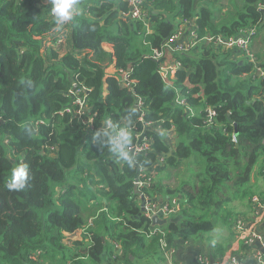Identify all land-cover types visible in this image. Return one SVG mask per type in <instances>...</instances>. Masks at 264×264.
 Here are the masks:
<instances>
[{"label": "trees", "instance_id": "16d2710c", "mask_svg": "<svg viewBox=\"0 0 264 264\" xmlns=\"http://www.w3.org/2000/svg\"><path fill=\"white\" fill-rule=\"evenodd\" d=\"M203 2L143 0L132 19L128 0H80L57 31L51 0H0V264H155L236 225L264 172V0L219 25L228 7ZM187 20L195 46L167 53ZM252 29L254 60L216 42ZM20 165L28 180L10 190ZM141 194L175 196L172 220L153 225Z\"/></svg>", "mask_w": 264, "mask_h": 264}, {"label": "crops", "instance_id": "0c3cea01", "mask_svg": "<svg viewBox=\"0 0 264 264\" xmlns=\"http://www.w3.org/2000/svg\"><path fill=\"white\" fill-rule=\"evenodd\" d=\"M229 0H222L223 3ZM206 4L203 0H198L199 5ZM208 4H210L208 2ZM210 6H212L210 4ZM224 23V21H223ZM180 27L183 29V37L195 29V23L192 20L181 22ZM254 43V42H253ZM168 137H175L173 133H169ZM254 195L251 203L245 205L241 210V220H243V228L256 231L263 236L264 241V209L258 207L254 201V197L260 198L264 202V172L260 175H253ZM165 199L159 200L166 201ZM259 218V223L254 225L255 217ZM238 226L234 225L232 228L219 226V228L204 237L195 240H181L175 246V252L172 255L171 264H201L200 257L203 254L209 255L212 262L225 260L224 264H228L230 258H236L241 264H261L258 259V252L262 250V240H254L248 242L247 238L242 239L239 235ZM215 242V243H214Z\"/></svg>", "mask_w": 264, "mask_h": 264}, {"label": "built area", "instance_id": "2783aa9c", "mask_svg": "<svg viewBox=\"0 0 264 264\" xmlns=\"http://www.w3.org/2000/svg\"><path fill=\"white\" fill-rule=\"evenodd\" d=\"M130 4V11L128 12L129 17L132 19H145L146 18V13L141 9V5L143 3V0H128ZM261 9H264V4H261L259 6ZM255 32V29H252L248 34L246 35H241V36H232L229 39H223L221 37H218L216 42L220 44H225L227 47L230 49H238L240 52L245 53V55L250 58L251 60H254V55L250 51V45H251V40H252V34ZM196 33L195 29L189 34L187 37H183V29L180 27L178 31L171 37V39L166 43V52H180L184 51L188 48H191L195 46L196 41ZM209 40L210 37L208 38ZM163 55L162 51L155 50L153 58L154 59H159ZM181 66V62L176 60V61H171L169 65H166L163 67V70L168 72H174V69L177 67ZM260 69H258L259 72ZM137 107L140 106L141 101L137 100ZM80 112V111H79ZM214 115V111L210 110V116ZM169 134L166 135L167 139L170 140L171 142H174L173 138L168 137ZM174 135V134H173ZM175 137V136H174ZM119 140V138H118ZM233 141L237 142V136H233ZM131 150H133L135 153H147L149 152V146L147 142H140L135 145H132ZM136 185L138 187H142L145 185V183L137 180ZM145 195V194H144ZM146 199L148 200L147 204L145 205L143 209V214L145 217L149 218L152 220L154 215H159L161 218H169L171 217L174 212H176V206L178 205V199L175 196L168 197L166 201H161L153 198H149L146 196ZM161 200V199H160ZM254 203L264 209V202L258 198L254 197L253 198ZM259 218L255 217L254 220V225L259 223ZM236 226L239 228V235H241V238H247L248 242L254 241V240H262V250L258 252V259L261 262V264H264V241H263V236H261L259 233H257L255 228H243V220L241 218L237 220ZM250 229H254L249 231ZM175 252V248L171 249L167 255L169 260L171 259L172 255ZM200 262L201 264H224L225 260L223 259L222 261H217V262H212L211 258L207 254H203L200 257ZM228 264H241L240 261H238L236 258H230L228 260Z\"/></svg>", "mask_w": 264, "mask_h": 264}, {"label": "clouds", "instance_id": "9594fccd", "mask_svg": "<svg viewBox=\"0 0 264 264\" xmlns=\"http://www.w3.org/2000/svg\"><path fill=\"white\" fill-rule=\"evenodd\" d=\"M79 3L80 0H51V13L55 20V30H60L66 22L72 20L74 16L79 14ZM130 138V134L127 131L121 130L119 133V140L116 144L117 149L120 151L121 157L126 161L131 160L129 153L124 151V146L130 142ZM28 177L29 173L27 166L20 165L13 168L8 188L10 190L23 189Z\"/></svg>", "mask_w": 264, "mask_h": 264}, {"label": "rangeland", "instance_id": "374dc122", "mask_svg": "<svg viewBox=\"0 0 264 264\" xmlns=\"http://www.w3.org/2000/svg\"><path fill=\"white\" fill-rule=\"evenodd\" d=\"M243 1H244V0H235L234 3H232L231 0L226 1V2L224 3L225 5H223L224 7H225V6L228 7V9H223V11H224L223 14H225L226 11L228 10L226 16H225V15H221V14H220V9H221V8H218V7L216 6V7H215V10H216L215 13H216V16L219 18V19H216V20H215L216 23L219 25V24L223 23V21H224L225 23L231 22V21L234 19V17H235L234 14L236 13V9H237V8H240V7L242 6ZM226 4H227V5H226ZM233 15H234V16H233ZM217 21H220V22H217ZM261 32H262V31H260L259 34H260ZM174 180H175V182H177V179L175 178L174 175H170V176H168V178L165 179L166 184H168V185H170L171 183H173ZM76 238H80V236L77 235ZM41 262H42V261H41ZM46 262H47V261H45V263H46ZM155 264H171V262H170V260H169V258H168L167 253L164 254V259H163V261H162V260H161L160 262L157 261V262H155Z\"/></svg>", "mask_w": 264, "mask_h": 264}, {"label": "water", "instance_id": "95a60500", "mask_svg": "<svg viewBox=\"0 0 264 264\" xmlns=\"http://www.w3.org/2000/svg\"><path fill=\"white\" fill-rule=\"evenodd\" d=\"M135 190L136 192L139 193L138 190V185H135ZM141 200H142V208L144 209L145 205L147 204L148 200L146 199L144 194H141ZM172 218H161L159 215H154L152 218V224L153 225H165L167 224L169 221H171Z\"/></svg>", "mask_w": 264, "mask_h": 264}]
</instances>
